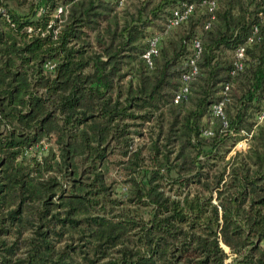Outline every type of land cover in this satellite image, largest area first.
Instances as JSON below:
<instances>
[{
  "label": "trees",
  "instance_id": "16d2710c",
  "mask_svg": "<svg viewBox=\"0 0 264 264\" xmlns=\"http://www.w3.org/2000/svg\"><path fill=\"white\" fill-rule=\"evenodd\" d=\"M198 2L0 0V264H264V0Z\"/></svg>",
  "mask_w": 264,
  "mask_h": 264
},
{
  "label": "built area",
  "instance_id": "2783aa9c",
  "mask_svg": "<svg viewBox=\"0 0 264 264\" xmlns=\"http://www.w3.org/2000/svg\"><path fill=\"white\" fill-rule=\"evenodd\" d=\"M117 1L121 5V4H123V2L125 0H117ZM198 5L201 7H207L208 10L211 11L217 6V0H199ZM195 6H196V3L191 2V3L184 4L182 7L175 8L173 10V14L168 19L167 28L175 26L178 23H180L181 21L185 20L188 17V15L194 10ZM212 17H214L213 14H212ZM261 19L264 21V13H262ZM208 25H209V22L206 24V26H208ZM257 31H258V27H257V25H255L253 28V33H256ZM252 37L253 36L250 35L248 37V41L252 40ZM148 40H149V45H148L146 52L144 53V57L147 59V62L149 64H151L152 63V59H151L152 54L157 53V50H158L159 35L154 34ZM194 48L196 49L195 56H197L201 50V44H200V41L198 39L194 40ZM195 56L191 57L189 60V63L191 65L190 70L183 73V75H182L184 81L188 80L193 74H195L197 72V66L195 64ZM243 56H244V45L242 44V45H239L235 51V65H236V67L241 68ZM53 64H54V62H48V65L50 67H52ZM227 88H228V85H225L224 90H223L224 94H226ZM187 89H188L187 84H184L182 86L181 92L177 93L175 95L174 99L177 100L181 96V93L186 92ZM222 104H223V101L215 103L213 105V111L215 113L221 114L223 116ZM263 117H264V109L258 115L259 119H262Z\"/></svg>",
  "mask_w": 264,
  "mask_h": 264
},
{
  "label": "rangeland",
  "instance_id": "374dc122",
  "mask_svg": "<svg viewBox=\"0 0 264 264\" xmlns=\"http://www.w3.org/2000/svg\"><path fill=\"white\" fill-rule=\"evenodd\" d=\"M127 1H130V0H126V2H127ZM198 8H202V7L198 5ZM161 35H162V34L160 33V36H161ZM246 146H247V141H246L245 138H243L242 141H239V142L236 144V146L234 147L233 150H235V149H245Z\"/></svg>",
  "mask_w": 264,
  "mask_h": 264
}]
</instances>
